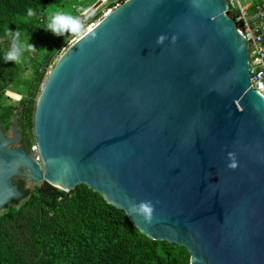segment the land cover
Listing matches in <instances>:
<instances>
[{
  "label": "water",
  "instance_id": "95a60500",
  "mask_svg": "<svg viewBox=\"0 0 264 264\" xmlns=\"http://www.w3.org/2000/svg\"><path fill=\"white\" fill-rule=\"evenodd\" d=\"M249 44L227 0L111 8L43 81L38 157L14 145L18 109L13 136L0 127V212L23 195L14 177L86 184L190 264H264V95Z\"/></svg>",
  "mask_w": 264,
  "mask_h": 264
},
{
  "label": "trees",
  "instance_id": "16d2710c",
  "mask_svg": "<svg viewBox=\"0 0 264 264\" xmlns=\"http://www.w3.org/2000/svg\"><path fill=\"white\" fill-rule=\"evenodd\" d=\"M68 1L0 0V125L7 131L18 109L17 127L29 151L35 143L33 114L43 68L68 46L73 28L68 33L63 30L41 60H34L31 54L30 59L19 63L3 59L11 46L6 33L18 30L26 39L33 28L42 30L50 7ZM95 1L84 0V5L90 7ZM114 5L111 2L106 7ZM29 8L33 10L31 17L27 16ZM102 14L101 10L94 11L90 19ZM28 63H33V75L24 77ZM10 88L21 95L20 99L2 102L8 98L4 90ZM18 185L23 198L13 199L0 212V264H190V253L184 246L142 233L124 210L86 184L71 191L46 181L33 188H25L23 180Z\"/></svg>",
  "mask_w": 264,
  "mask_h": 264
},
{
  "label": "rangeland",
  "instance_id": "374dc122",
  "mask_svg": "<svg viewBox=\"0 0 264 264\" xmlns=\"http://www.w3.org/2000/svg\"><path fill=\"white\" fill-rule=\"evenodd\" d=\"M87 1H90V0H87ZM98 1L99 0H97V2ZM242 1L245 2L248 0H242ZM99 3H100V6H97V8L94 11H100L101 10L103 12L102 15H104L107 12V9L105 10L106 4H103V2H101V1H99ZM80 8H82V9H80ZM89 8L90 7H85L84 0H69L68 3L67 2L64 4L62 3L61 6L56 5V6L50 7L46 11V16L44 19L45 25L42 28V30L39 31V29L33 28L32 30H30L29 33H26L27 34L25 36L26 39H28V41H30V43L35 45L36 48H33L31 51H28V55L25 54V52H24L22 54L19 62H21L22 60L27 61L28 59H30L31 54H32L34 60H37V59L41 60L42 54L46 51L48 46L50 44H52L59 37V35H54L52 33V31L47 30V26L49 25V23L53 22L54 17H56V20H55V23L53 26H54L55 30L57 32H59L60 34L63 30H65L63 33H68L73 28L68 46L66 48L62 49V52H60L58 55L54 56L50 60L49 64L43 68V70L46 69V72L43 76H41L42 78H41V86L40 87H42V84H43L44 79L46 78V75L48 74V72L53 67V65H54L56 59L59 57V55L62 54L73 43V41L76 38H78L85 30H87L89 28L88 26L92 22L95 23L101 17L100 16L96 20L90 19L92 14L87 15L85 12V11H88ZM83 13H85V14H83ZM76 24H78V26H76ZM19 62H17V63H19ZM27 67H28V69L24 70V72H23L24 77H30L33 75V70H32V68H34L33 63L32 64L28 63ZM20 73H21V71H20ZM19 85L21 87H24L25 86L24 81H20ZM11 87L19 88V86H15L14 84H12ZM4 95L8 98L4 97L2 99V102L3 101L8 102L9 99L19 100L20 96H21L19 93H16L15 90H13L11 88H10V90H4ZM13 120H15V119H13ZM14 129H15V126L11 127L9 129V132L14 131ZM28 186H30L31 188L34 187L32 184H29Z\"/></svg>",
  "mask_w": 264,
  "mask_h": 264
},
{
  "label": "built area",
  "instance_id": "2783aa9c",
  "mask_svg": "<svg viewBox=\"0 0 264 264\" xmlns=\"http://www.w3.org/2000/svg\"><path fill=\"white\" fill-rule=\"evenodd\" d=\"M99 1L106 4L105 6L114 2L115 5L113 7L122 3L121 0ZM227 1L228 10L234 17L238 25V30L250 43L249 54L251 86L264 95V0H248L245 2L242 0ZM113 7H106L105 10L107 9L108 12ZM93 24L94 22H92L88 27H91ZM37 149L36 143H33L31 145V152L38 157Z\"/></svg>",
  "mask_w": 264,
  "mask_h": 264
},
{
  "label": "clouds",
  "instance_id": "9594fccd",
  "mask_svg": "<svg viewBox=\"0 0 264 264\" xmlns=\"http://www.w3.org/2000/svg\"><path fill=\"white\" fill-rule=\"evenodd\" d=\"M96 2L97 1H95L93 4H95ZM27 16L28 17L33 16V10L31 8L27 10ZM55 20H56V17L53 18L52 23H49V25L47 26V30L52 31L54 35H60V33L57 32L53 26L55 23ZM6 34L11 39L10 49L3 56V59L7 62L8 61L19 62L22 54L25 51H31L33 48H35V46L32 43H30L28 39L22 38V35L18 30L9 29Z\"/></svg>",
  "mask_w": 264,
  "mask_h": 264
},
{
  "label": "flooded vegetation",
  "instance_id": "af4514ba",
  "mask_svg": "<svg viewBox=\"0 0 264 264\" xmlns=\"http://www.w3.org/2000/svg\"><path fill=\"white\" fill-rule=\"evenodd\" d=\"M14 125H13V122H12V125L10 126V128L11 127H13ZM0 127H1V125H0ZM9 128V129H10ZM9 129L7 130V131H5V135H7V136H13V133H14V131H12V132H9ZM19 130V129H18ZM12 133V134H11ZM19 136H20V139H19V141L18 142H16L14 145H19V146H21V147H24L29 153L31 152V151H29L28 150V148H27V145L24 143V140L22 139L23 137H22V134L20 133V131H19ZM21 180H23L24 181V185H25V188H31L30 186H28L29 184H32L33 186H34V184L32 183V182H30V181H28V180H25V179H23V178H20V177H14L13 178V182L15 183V184H17L18 185V182H20ZM18 187H19V185H18ZM20 189V188H19ZM20 191H21V189H20ZM22 192V191H21ZM23 198V196H21V199ZM11 203V202H10Z\"/></svg>",
  "mask_w": 264,
  "mask_h": 264
},
{
  "label": "crops",
  "instance_id": "0c3cea01",
  "mask_svg": "<svg viewBox=\"0 0 264 264\" xmlns=\"http://www.w3.org/2000/svg\"><path fill=\"white\" fill-rule=\"evenodd\" d=\"M80 9H82V8H80Z\"/></svg>",
  "mask_w": 264,
  "mask_h": 264
}]
</instances>
